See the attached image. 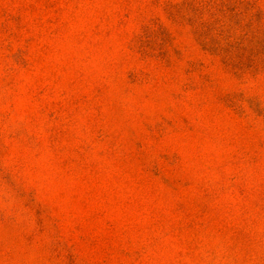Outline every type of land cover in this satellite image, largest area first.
I'll use <instances>...</instances> for the list:
<instances>
[{
    "label": "rangeland",
    "instance_id": "obj_1",
    "mask_svg": "<svg viewBox=\"0 0 264 264\" xmlns=\"http://www.w3.org/2000/svg\"><path fill=\"white\" fill-rule=\"evenodd\" d=\"M0 264H264V0H0Z\"/></svg>",
    "mask_w": 264,
    "mask_h": 264
}]
</instances>
